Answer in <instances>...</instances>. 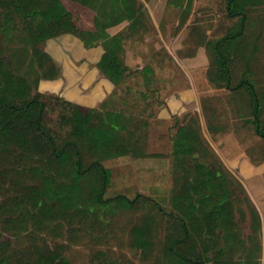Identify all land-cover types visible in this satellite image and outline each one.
<instances>
[{"label": "trees", "instance_id": "1", "mask_svg": "<svg viewBox=\"0 0 264 264\" xmlns=\"http://www.w3.org/2000/svg\"><path fill=\"white\" fill-rule=\"evenodd\" d=\"M72 1L94 12L92 29L79 28L61 0H0V37L24 35L43 80L61 76L60 65L43 46L47 39L70 34L86 47L99 45L103 51L96 65L115 86L112 98L116 89L124 93L133 71L123 44L146 30L147 13L139 0ZM213 1L216 24L198 43L210 58L207 81L224 93L222 106L264 142V88L254 70L257 8L264 0ZM144 70L148 74L151 67ZM199 99L207 131H223L225 125L215 123L221 102L216 100L218 109L208 95ZM51 107L58 111L55 121L48 118ZM147 125L125 107L107 108L106 101L86 107L42 92L0 56V233L14 237L0 239V264H82L68 257L69 245L101 241L124 213L134 216L126 228L127 245L144 264H260L259 214L249 203L248 239L258 240L252 249L235 229L234 198L240 202L244 191L238 181L237 192L232 189L233 174L187 113L175 121L167 200L142 192L106 195L112 173L104 162L139 156ZM85 264L133 263L97 248Z\"/></svg>", "mask_w": 264, "mask_h": 264}, {"label": "rangeland", "instance_id": "2", "mask_svg": "<svg viewBox=\"0 0 264 264\" xmlns=\"http://www.w3.org/2000/svg\"><path fill=\"white\" fill-rule=\"evenodd\" d=\"M142 9L147 13L148 27L138 31L124 41V57L131 72L122 86L123 92L116 89L115 96L107 100V108L125 107L137 121H146V134L142 141L139 156H119L104 162L111 168V183L106 195L118 192L134 197L137 192L152 196L160 202H165L171 188L170 165L171 150L175 134L176 117L157 119V109L167 99L177 97L179 92L186 90L189 83L195 89V102L192 107L197 111L188 110L187 114L201 126V134L220 157L224 165L233 174L232 189L240 188V202L234 198L233 214L240 236L248 239L251 235V218L248 211L251 199L249 192L263 189L264 177L257 176L255 171H243L239 165L243 160L257 162L264 157V142L255 134L250 126L244 125L222 106L226 97L224 93L213 87L207 81L206 70L210 58L207 49L199 46L205 38V33H211L217 17L213 0H139ZM62 8L72 14L73 21L79 28L92 29L94 12L72 0H61ZM260 13V24L255 40L259 47L254 70L257 74L258 86L264 88V5L257 8ZM126 23V22H125ZM68 37V38H67ZM65 40H67L65 42ZM43 46L58 61L62 62V74L65 78H77L80 69L88 73L94 66L93 62L101 54V46L86 47L78 38L62 35L49 38ZM0 56L5 57L12 71L26 77L43 92L53 89V86H41L35 63L30 56L28 41L24 35L8 32L0 37ZM62 59H64L62 61ZM151 67L146 74L145 66ZM147 76V77H145ZM148 78V79H147ZM66 81V79H64ZM64 82V81H63ZM63 84L60 86L62 88ZM66 95V92L62 91ZM199 95H208L209 103L220 109L221 116L215 122L224 124L223 131L212 135L206 128V115L202 111ZM121 96V97H120ZM219 100V105L216 103ZM58 111L53 107L48 110V118L55 121ZM249 173V174H247ZM239 182V187L236 185ZM238 184V183H237ZM238 188V189H237ZM239 207L244 215L239 212ZM133 214L124 213L118 216L113 233L97 243L84 240L70 244L68 257L75 262L85 264L94 249L110 250L116 256L130 260L133 264H144L138 254L127 245L126 228ZM1 240L11 239L9 232L0 233ZM50 242L58 241L49 237ZM61 239V238H60ZM261 241V235L259 238ZM258 240L248 239L247 245L253 249ZM234 258L239 256L233 253ZM260 264H264V249L261 246Z\"/></svg>", "mask_w": 264, "mask_h": 264}, {"label": "crops", "instance_id": "3", "mask_svg": "<svg viewBox=\"0 0 264 264\" xmlns=\"http://www.w3.org/2000/svg\"><path fill=\"white\" fill-rule=\"evenodd\" d=\"M63 35H70V34H63ZM66 41L67 40H65V42ZM100 56L101 54L99 55L98 59H96L93 62L94 66L90 69L89 73L85 69H80L81 74H79V76L74 80L73 78L64 77V75L62 74V62H60L61 60L58 61L52 56L53 59L61 67V76L55 80L41 79L39 83H41V86H44L43 87L44 89L48 88L45 86H49V88L50 86H53V89L48 90V92L58 93L63 97L81 106L98 107L104 101L107 102L108 98L112 95V93L115 90V86L107 78H105L97 68L96 63L99 60ZM63 60L64 59H62V61ZM64 79H66V81ZM62 84L63 86L62 88H60ZM39 90L42 91L41 87ZM62 91L66 92V95L62 94L61 93ZM195 97H196L195 89L189 83V87L186 90L179 92L176 98L172 97L167 99L166 102L157 109L155 118L164 119L166 117H170V114L174 115L176 118L177 117L180 118L183 114L187 113L188 110H191L192 112L197 111V108L195 106L190 108L191 106H193V103L196 104V102L194 101ZM239 167L243 171L246 168V170L250 171V173H252V171H255L256 174H259L257 176H260L261 178L264 177V161L249 162V160L247 159V160H243L239 165ZM254 192H255L254 194L252 192H249V197L260 217V222H261L260 242L262 248L264 249V184H263V189L261 190L257 189Z\"/></svg>", "mask_w": 264, "mask_h": 264}]
</instances>
